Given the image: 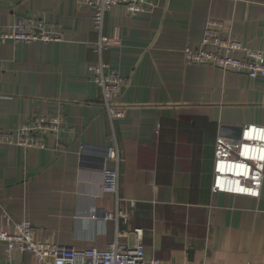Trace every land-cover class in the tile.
<instances>
[{"label": "crops", "instance_id": "0c3cea01", "mask_svg": "<svg viewBox=\"0 0 264 264\" xmlns=\"http://www.w3.org/2000/svg\"><path fill=\"white\" fill-rule=\"evenodd\" d=\"M147 13L123 5L106 15L114 41L104 60L126 81L124 119L112 127L89 79L96 40L83 0H0V26L19 17L52 25L61 40L0 41V131L36 116L64 117L59 141L45 150L0 144V229L4 213L31 223L37 242L76 250L106 249L115 239L149 257L177 264H264V177L259 198L211 192L214 142L238 138L243 125L264 127V79L186 63L206 23L221 36L264 51V0H148ZM120 156L118 200L102 191L112 168V135ZM58 146L59 151L54 150ZM130 202L133 203L130 206ZM120 210L123 219L106 221ZM0 243V264H32Z\"/></svg>", "mask_w": 264, "mask_h": 264}, {"label": "built area", "instance_id": "2783aa9c", "mask_svg": "<svg viewBox=\"0 0 264 264\" xmlns=\"http://www.w3.org/2000/svg\"><path fill=\"white\" fill-rule=\"evenodd\" d=\"M93 11V29L96 40L90 44L94 61L90 62L89 79L101 93V107L112 127L114 121L124 119L126 107L119 103L125 79L112 69L103 56L113 45L104 34L105 18L112 8L123 5L130 16L147 13L148 0H83ZM223 23L211 19L206 23L198 49L182 51L186 63L211 65L223 72L245 75L250 79H264V51L253 50L242 42L221 36ZM61 40L52 25L39 18L19 17L13 24L0 26V41L30 44L51 43ZM64 117L60 114L36 116L13 132L0 131V144L23 149L45 150V140L54 136L59 141ZM109 159L112 168L103 167L102 191L113 194L118 200L120 156L115 137L109 138ZM59 151L58 146L56 149ZM264 177V127L243 125L236 140L218 136L214 142V164L211 192L259 198ZM133 203L130 202V206ZM6 227L0 229V243L7 245V255L12 251L29 254L32 264H177L149 257L142 245V233L134 230L135 245L118 243L117 239L106 249L94 247L76 250L72 247L37 242L31 223L14 222L4 213ZM127 220L126 213L117 210L115 217L105 215L106 221ZM185 264V263H184Z\"/></svg>", "mask_w": 264, "mask_h": 264}, {"label": "water", "instance_id": "95a60500", "mask_svg": "<svg viewBox=\"0 0 264 264\" xmlns=\"http://www.w3.org/2000/svg\"><path fill=\"white\" fill-rule=\"evenodd\" d=\"M238 132H239V133H238V137H239V135H240V128L238 129Z\"/></svg>", "mask_w": 264, "mask_h": 264}]
</instances>
